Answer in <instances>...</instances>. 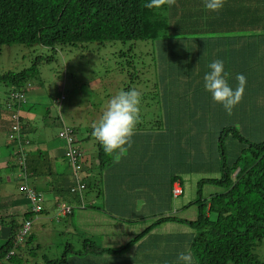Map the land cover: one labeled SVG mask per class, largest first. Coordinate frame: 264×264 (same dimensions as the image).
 Returning a JSON list of instances; mask_svg holds the SVG:
<instances>
[{
    "label": "rangeland",
    "instance_id": "obj_1",
    "mask_svg": "<svg viewBox=\"0 0 264 264\" xmlns=\"http://www.w3.org/2000/svg\"><path fill=\"white\" fill-rule=\"evenodd\" d=\"M235 1L238 0H234L233 3ZM243 1L241 0V3ZM240 35L243 34L239 31L236 33L225 32L218 34L215 40L222 41L223 45L229 48L234 43L232 39H237ZM161 43L162 40L159 43L155 40L113 42L105 46L86 44L79 48L58 49L55 56L50 49L40 46L27 48L14 45L4 47L0 51V75L8 72L18 73L30 68L38 57L44 59L43 62L38 63L39 73L33 76L28 83L27 90L24 91L26 99H29L30 103L21 102L23 106H32L28 137L33 142L49 141V144L54 142L63 146V142L58 138V132L65 124L66 127L75 129L80 147L86 150L89 161H93L95 165H97L94 148L96 140H86L89 129L99 122L110 100L118 93L135 90L142 98L140 119L137 125L138 129H136L142 143L133 144L131 148L132 164L129 166L131 175L139 170H142V173L134 182L131 179L128 182L131 184V188L140 189L137 191L141 198L139 197L136 202V212L131 211L127 206H133L132 199L121 198V196L124 197L131 193L123 189L113 191L112 195L118 193L113 204L100 199L98 201L100 209L75 208L74 215L68 220L65 218L63 220L56 219L57 212L53 207L48 212H44L46 215L33 221L32 232L35 238L32 246L36 247L41 244L43 248L37 253V257L26 255L24 264H44L41 258L43 254H46L49 259H60L68 244L73 245L75 252L68 251L67 264H176L179 253L191 250V244L198 232L194 223L200 213L197 201L199 199H208L209 201L224 191L217 184L204 180L222 177L220 168L222 160L212 158L216 155L215 147L221 144L215 142L220 138L221 131L234 127L247 141L259 142L260 139L253 138L252 134L264 132L263 122L260 126L255 127L250 123V119L245 120L244 115L250 117L253 111L250 107L251 104L259 103L258 116L260 120L264 121V49L261 42L257 43L258 53L254 56H252L251 46L245 45L247 47L245 57L251 58L246 60L250 68L245 70L247 88L243 102L234 109L235 113L228 115L225 120L209 119L206 121L202 119L203 123L200 128L193 122L190 125L188 123L189 128L198 129L196 134L203 138L200 148L189 151L191 147L188 145L192 140L188 139L176 145L173 143L172 148L163 149L162 152L157 151L153 135H157V142L163 143L161 134H156L158 133L156 131L159 128L157 121H163L166 102L180 103V96L185 92L187 104L193 106L194 96L197 93L195 90L203 86V82L198 78L193 82L187 79L182 83L179 77L186 74L179 68L176 74H172V78L163 81L162 75L159 72L157 74V70L162 67L161 59L165 57V54L159 50ZM212 46L213 44L206 46L203 53L195 51L197 54L195 56H199V59H211L214 49ZM200 47L199 45L198 48ZM51 55L53 60L46 61ZM226 59L232 58L227 57ZM243 60L245 59L236 58L234 62L242 63ZM183 61V58L178 57L171 65L180 66ZM233 70L236 74L234 82L237 83L236 76L239 75L236 72L237 67H233ZM197 73H199V69H197ZM229 84L233 86L230 81ZM11 89V85H0V116H3L2 112L4 114L19 112L25 116L24 112L29 113L31 110H23L19 107L13 108V111L9 110L6 102L17 101L16 98L10 97ZM218 111L226 112L221 105ZM224 126L227 127L224 128ZM162 132L165 133L163 137L170 141H174L177 137V135H171L170 132ZM194 134L195 131L192 135ZM4 135V132L0 134V143L2 142L0 157L6 155L11 159V150L3 140ZM178 135L182 136L180 133ZM222 143H225L229 165H232L241 155V150L247 147L246 144L232 137L223 139ZM157 146L160 147V144ZM164 147H167V144H164ZM197 150L202 155H207L203 163H199L202 160L195 163L199 158ZM184 153H188L187 163L178 162ZM56 166L58 169H64L65 177L63 179L70 177L72 171L66 163L60 161V164ZM10 167L11 165L8 170L0 167V179L3 180V183H0V214L16 216L22 223L25 216L22 212L18 213V206H13V209H1L5 207L3 203H9L10 199L18 194L17 186L20 188L25 185L22 178L17 181L8 180V178L12 179L9 174V170L12 169ZM146 168L151 169V173L162 175L163 178H157L155 181L152 178L149 179L150 176L147 177L144 174ZM20 173L23 172L18 171L17 174ZM38 179L45 184L39 185V187L35 185ZM45 179L29 177L27 183L32 189L37 187L48 191L51 180L46 179L47 181H45ZM174 181L178 182L183 190L182 194L177 197L173 194L174 188L171 189V185L176 183ZM60 194L64 195L66 192L60 191ZM106 194L110 196L107 190ZM71 196L69 194V197ZM51 198H53L51 193H45V201L49 202ZM64 199L66 200L65 197ZM47 202L42 203L45 210H48ZM10 205L12 204L10 203ZM27 205L26 214H29L32 212V205L28 203ZM207 214L210 213L207 212ZM59 215L63 216L62 213ZM163 216H176L178 220L158 223L160 217ZM216 217V214L210 215L213 220ZM147 228H150L148 233L140 237L125 251L104 256H80L77 254L83 248L84 238L80 234L95 240L105 248L111 247L119 250ZM6 229L8 235L10 228ZM251 250L257 263L264 264V240L254 243ZM195 264H198L196 260Z\"/></svg>",
    "mask_w": 264,
    "mask_h": 264
},
{
    "label": "trees",
    "instance_id": "obj_2",
    "mask_svg": "<svg viewBox=\"0 0 264 264\" xmlns=\"http://www.w3.org/2000/svg\"><path fill=\"white\" fill-rule=\"evenodd\" d=\"M233 1L228 0L221 12L212 13L205 9L203 0H175L172 6H169L167 0H165L160 9H149L146 6L148 0H0V51L4 47L14 45L27 48L40 46L50 49L55 56L58 49L79 48L86 44L105 46L113 42L128 43L155 40L159 43L162 40L159 50L165 54V57L161 59L162 67L157 70V74L159 72L162 75L163 81L172 78V74H176L179 68L181 72L186 74L179 77L182 83L187 79L193 82L197 78L203 82L204 74L208 71V64L215 60H222L226 71L230 74L228 82L233 83V87H235L237 83L234 82L236 74L233 67L236 66V72L244 76H246L245 70L250 68L246 60L251 58L245 57V54H247L245 45L251 46L252 56L258 53L257 43L260 44L261 42L264 49V0H244L243 3H241V0L235 1V3ZM238 31L243 35L238 36L237 39H232L234 43L229 48L215 40L218 34L236 33ZM196 39L199 41L197 42ZM210 44L215 45L218 49L212 50L211 57L214 58L199 59V56H195L197 55L195 51L198 50L203 53L204 48ZM199 45L200 48H198ZM178 57L184 59L182 64L180 66L171 65ZM227 57L243 58L245 60L239 63L234 62V59H226ZM52 58L51 55L46 61H52ZM43 61L44 59L38 57L30 68L18 73L8 72L0 75V85H11V91L16 92L27 90L28 83L35 74L39 73L38 63ZM197 69H199V73H197ZM195 92L197 93L194 96L195 103L193 106L187 104L185 92L180 96V103L166 102L163 121H157L159 128L156 131L158 132L156 134H161L163 143L157 142L158 137H154L158 152L172 148L173 143L176 145L188 139L192 140L188 145L191 147L189 151L200 148L203 138L196 134L198 129L189 128V125L193 122L200 128L203 123L202 119L207 121L209 119L225 120L227 118V112L218 111L220 105L213 101L211 95L204 90L203 86L196 89ZM13 98L17 99V95ZM28 100L26 99V102L30 103ZM15 102H6L10 111L18 107L26 110L27 106H23L21 103L14 105ZM169 103L171 105H168ZM258 104H251L250 107L253 111L250 117L244 115L245 120L250 119V123L255 127L260 126L262 122L264 124V121L260 120L258 116ZM234 113L235 111H233ZM14 114L18 115L17 122L22 127L21 135H24L23 133L27 128L25 118L19 112ZM15 123L10 121L11 125ZM163 125L164 127H162ZM226 127L224 126V128ZM93 128L88 131L87 141L96 140L93 135ZM162 131L170 132L171 135H177V137L174 141H170L163 137L165 133ZM194 131L195 134L192 135ZM179 133L182 135L181 137L178 135ZM228 137H232L247 146L241 150V155L232 165H229L225 143H222L223 139ZM252 137L260 139L259 142L247 141L236 128L232 127L221 131L220 138L215 141L217 144L218 142L221 144L215 147L216 155L212 158L222 160L220 163L222 177L220 179L204 180H207L205 182L217 184L224 191L218 193L209 201L208 199L197 201L200 213L194 223L198 232L191 244V251L198 264H258L251 247L254 243L264 240V132H254ZM159 144L160 147L157 146ZM164 144H167V147H164ZM77 146L84 153V157L77 163H84L87 156L86 150L80 147L79 142ZM94 148L99 173L105 171L106 174L108 169L117 164L119 157L115 154H106L97 140ZM58 149L64 154V146H59ZM197 153H199V150H197ZM154 154H156L155 151ZM187 155L188 153H184L178 162L187 163ZM206 156V154L199 153V158L195 163L200 160L202 161L199 163H203ZM15 157H17V154H15ZM153 159H155V156H153ZM54 160L52 155L45 156L40 150L30 151L26 155L25 171L30 177L50 178V186L53 187L63 174L54 170ZM62 161L64 162L65 159L62 158ZM128 161L130 160L125 162ZM10 168L16 170L19 168V164L16 163V166ZM141 173L142 170H139L137 173L127 176V178L128 180L129 178L133 179ZM144 174L147 177L150 176L149 179L152 178L153 181L157 178H163L162 175L160 176L155 172L151 173V169L148 168L145 169ZM91 177L84 178V183L87 185L85 196L89 198L87 199V206L83 209L99 208L98 201L100 199L110 201L113 204L118 193L107 195L106 190L111 194V189L108 188L109 185H102L100 181L99 184L97 181L93 184ZM20 178L16 176L12 181H17ZM1 182L3 183L2 179H0ZM75 184L74 178L72 181L69 179L59 185L58 190L69 194ZM173 185H171V189ZM128 187L130 188V195L121 196V198L132 199L133 206H127L128 209L136 212V202L139 197L141 198L137 191L140 189L135 187L133 189L131 185H128ZM20 192V198H23L20 200H25L22 189H20ZM173 194L177 197L174 191ZM3 205L5 207L1 209L11 208L8 202L3 203ZM207 212L210 214L208 215ZM211 214H216V219H211ZM73 215H69L66 220ZM25 216L33 220L34 216H42V214L33 215L29 213ZM177 220L176 216H163L160 217L158 223ZM22 224L16 216L8 214L3 216L0 214V233L4 232L3 229L10 228L8 235L0 241V264H24L26 255L37 257V253L42 250L43 246L41 244L36 247L32 246L35 238L33 232L29 237L26 236L23 242L17 240V233ZM149 229L147 228L119 250L111 247L105 248L95 240L80 234L84 238L83 248L77 254L80 256H104L125 251L140 237L148 233ZM11 251L15 252L13 256H9ZM68 251L75 252L73 245H67L60 259H49L46 254H43L41 256L42 262L44 264H67Z\"/></svg>",
    "mask_w": 264,
    "mask_h": 264
},
{
    "label": "clouds",
    "instance_id": "obj_3",
    "mask_svg": "<svg viewBox=\"0 0 264 264\" xmlns=\"http://www.w3.org/2000/svg\"><path fill=\"white\" fill-rule=\"evenodd\" d=\"M164 3H165V0H148V3L146 6L149 9H160L164 5ZM167 3L169 6H172L175 3V0H167ZM227 3H228V0H203L205 9L212 13L221 12L225 8ZM229 78H230V74L226 71L224 62L222 60H215L208 64V71L204 74V77H203V88L207 93L211 95L215 103L221 105L228 115H232L234 109L237 108L243 102L246 88H247V78L243 74L237 75L236 76L237 84L235 87L229 84L228 82ZM9 93L11 94L10 97L12 98H13V95L15 94H20L22 97V98H17V101L14 103V105L17 103H21V102L27 104L24 90H21L18 92L11 91ZM141 105H142V98L140 94L135 90H128V91L120 92L110 100L108 107L104 111L101 119L93 128V135L95 139L99 142V144L102 146L106 154H109V155L115 154L119 157L120 155L127 153L129 149L132 148L133 137L136 133L137 125L140 119ZM8 116L10 118L9 121H14V123L18 121V119L15 120L13 118L14 116L18 117L17 114L12 113V114H8ZM14 125H11L9 123L8 129L10 130H8L7 136H8L9 143L12 146H14L15 149L17 150L16 163L19 164L18 171L23 172L19 174V177H21L25 181V184L28 185L27 179L30 177V175L27 174V172L25 171L26 168L23 166V164L20 163V157H21L22 152L25 153V155H27L30 152V150H32L31 148L32 143H31V140L26 139L24 135H21L22 129L20 131L21 141H19L18 139H12L11 138L12 134H16L13 129ZM64 127H66L65 124L62 125L61 129L58 132L59 139H61L59 137V133L63 130ZM71 130L73 131V135L78 143V140L76 138V131L74 129H71ZM61 141L63 142V146H64V154L62 155V158L65 159L64 163H66V165H68L71 168V171H72L71 179L74 178V181L76 182V177L78 175V177L81 178L83 182H85L84 178L87 176L88 177L91 176V174L86 173V170L91 168V167L88 168L87 166L88 160L85 161L84 163H80V169H77L76 167L71 165L68 162L67 158L65 157V143L62 139ZM25 160H26V156H25ZM21 167H24V168H21ZM63 173L65 174V171ZM98 174H99V170H98ZM92 180H93V184L96 183L97 176L92 175L91 182ZM76 184L72 187L71 193H69L72 195L71 196L72 202H68L67 199L65 200L63 195L58 197V198L60 197L61 198L59 199V202L56 204V208H55L57 212L55 215L56 219H60V220H63L64 218L66 219L69 215H72L74 213L75 208L83 209L87 206L88 204L87 199L89 197L87 198V196H85L86 190H84L81 195L72 192V190L76 187ZM176 184H178L181 188V185L178 182L174 183L173 188L175 187ZM86 188H87V185H86ZM30 190L34 191L37 195L42 197L43 199L42 203L47 202L45 201V196L43 193H40L37 190L35 191L32 188H30ZM23 193H24L25 199H27L29 204L32 205L26 193L24 191ZM42 203H41V206H42ZM64 204L71 206L72 211L71 213H67L66 215L60 216L59 215V213H61L60 206ZM42 209L43 210L40 213H37V214L33 212L31 213L33 215H39V214H42V216L46 215L44 214L45 209L43 208V206H42ZM48 211L49 210H47V212ZM40 217L41 216H34L32 220L25 216L22 222L23 223L22 227L17 233V238H18L17 240L19 242H23L26 236L29 237L31 235V232L33 229L32 224L34 225L33 221L39 219ZM27 221L31 222V229L29 233L26 234L25 236L19 237V235H21L20 231L22 230L23 226L25 225ZM14 254L15 252L11 251L9 256L11 255L13 256ZM176 264H195V259L193 257L191 250L188 249V250H185L179 253Z\"/></svg>",
    "mask_w": 264,
    "mask_h": 264
},
{
    "label": "crops",
    "instance_id": "obj_4",
    "mask_svg": "<svg viewBox=\"0 0 264 264\" xmlns=\"http://www.w3.org/2000/svg\"><path fill=\"white\" fill-rule=\"evenodd\" d=\"M218 42H221L222 43V41H219V40H218ZM215 49L218 50L217 47L214 45V50ZM212 58H214V57H211V59ZM232 59H234V58H232ZM241 59H243V58H241ZM35 97H34V99H36ZM28 102H30V100H28ZM26 106H27L26 110H31V111L29 113H25L24 112L25 116L22 114L24 116L25 121H26V124H27V128L25 129V133H23V134H24V137L26 139L31 140L28 137L29 136L28 133L30 131V122H29V119L30 118L29 117L32 116V106H30V105H26ZM2 115L3 116H0V131H2V132H0V134H3V132H4V134H5L4 137L5 138L3 140L5 141V144L7 145V147L10 148V150H11V157L13 158V157H15V154L17 153V150L15 149L14 146H12L9 143L8 136H7L8 129L5 130L6 128L9 127L10 121H9V123H6L9 120V116H8V114H4L3 112H2ZM263 126H264V124H263ZM155 136H157V135H155ZM155 136L153 135V137H155ZM31 143H32V147H31L32 150H30V151L35 152L37 150H40L45 156H47V155L48 156H51L52 155L53 158L55 159L54 162H53L54 170H57V173H60V174L64 172V169H61V168L58 169V167L56 166L57 164H60V161H62L61 158H62L63 153H61L60 152V149H58L60 145H58V144H56L54 142H51L49 144V141H42V142L40 141V143H37L36 141L33 142L31 140ZM134 143H137V144L142 143V140L139 138V133H136L134 135V137H133V144ZM1 144H2V142L0 143V145ZM60 147H62V146H60ZM131 156H132V149H129V151L127 153L119 156V158L117 160V164H114L113 167H111L110 169H108V172L106 174H105V171H104V173H99L98 174V166L95 165L93 161L90 163L88 157L86 156L85 161L88 160L87 161V166H88V168L91 167L88 170H86V173L87 174H91V176L92 175H96L97 176V182H98V184H99V181H100V184H102V185H106V186L109 185L108 188L111 189V194L110 195L113 194V191H121L122 189L129 191L130 188L128 187V185H131V184L128 183V182H129V180L131 178H129V180H128L127 176L129 177L131 175V173H132L131 171H129V166L132 164V158H131ZM12 158L9 159L8 156L2 155L0 157V167H2V169H4V170H8V168H9L10 165H11V167L12 166H16V160L17 159H16V157H15V159H12ZM127 160H130V161H128L126 163L125 161H127ZM12 161H13V163H12ZM17 173H18V169H16V170L15 169L9 170V174L12 177V179L8 178V180L9 181L10 180H13V178H15L16 176H19V174H17ZM13 174H15V175H13ZM140 176H141V174H138V175H136L135 178H133L131 180L134 182ZM64 177H65V174L64 173L61 174V178L59 179L58 183L56 184V182H55V185L53 187L50 186V182H49V185L48 186H50V188H49L48 191H46L44 189H38L37 187L34 188L38 192L43 193L44 196H45V193H51L53 195V198H51L49 200V202H47L48 205L46 207L48 208V210L53 209V207L56 208V204L59 202V199L61 198V197L60 198H58V197L59 196H62L61 194H59L60 193L59 190H58L59 185H61L64 181H67L69 179H70V181H72L71 175H70V178H67V179H63ZM46 179H50V178H46ZM46 179H45V181H47ZM155 179H156V177H155ZM42 184H45V183L42 182V181H40L39 179L35 183V185H37L38 187H39V185H42ZM102 187H105V186H102ZM105 188H107V187H105ZM20 189L17 186L18 194L15 195L17 198H14L15 197L14 196L13 199H10L11 201L9 202V205H10V203L12 204L11 205V208L12 209H13V206H18L17 207L18 208L17 209L18 210V213L22 212L25 215L26 214V211L28 210L27 203L29 204V202H28L27 199L20 200L22 198V197L20 198V195H21ZM66 195H68V197H66ZM63 197H65L68 202H72V197H69V194H65V195H63ZM18 200H20V201H18ZM3 230H4L5 233L2 232L0 234V241L2 239H4L3 238L4 236L7 235L6 230L5 229H3Z\"/></svg>",
    "mask_w": 264,
    "mask_h": 264
},
{
    "label": "built area",
    "instance_id": "obj_5",
    "mask_svg": "<svg viewBox=\"0 0 264 264\" xmlns=\"http://www.w3.org/2000/svg\"><path fill=\"white\" fill-rule=\"evenodd\" d=\"M15 95H17V98H22L20 94H15ZM15 95H13V97ZM13 118L15 120L18 119L17 116H14ZM13 129L16 134H12L11 138L18 139L19 141H21L20 139V131L22 129L21 125L18 122H16ZM59 137L65 143V157L67 158L68 162L74 167H76L77 169H80V163L78 164L77 162H79L82 159V157L84 156V153H82L79 150L77 146L78 143L73 135V131L67 127H64L63 130L59 133ZM25 156H26L25 153L22 152L21 157H20V163L23 164V166L25 165ZM76 183H77L76 187L72 190V192L81 195L82 192L86 190V184L83 182L81 178L78 177V175L76 177ZM21 189L22 191L26 193V195L28 196V199L32 203V212L35 214L40 213L43 210L41 206V203L43 201L42 197L37 195L34 191L30 190V188L26 184L22 186ZM174 193L176 196L182 193V190L178 184H176L174 187ZM71 211H72L71 206H68L65 204L60 206V212L63 215H66L67 213H71ZM30 229H31V222L27 221L25 225L23 226L22 230L20 231L21 235H19V237H23L26 234H28Z\"/></svg>",
    "mask_w": 264,
    "mask_h": 264
}]
</instances>
